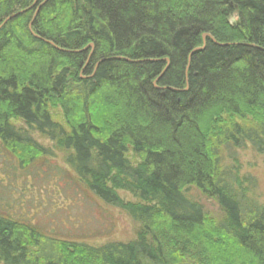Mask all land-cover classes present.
Instances as JSON below:
<instances>
[{"label":"trees","instance_id":"1","mask_svg":"<svg viewBox=\"0 0 264 264\" xmlns=\"http://www.w3.org/2000/svg\"><path fill=\"white\" fill-rule=\"evenodd\" d=\"M29 130L135 241L67 240L10 212L9 175L50 166ZM248 145L264 155V0H0V264H264V206L222 165Z\"/></svg>","mask_w":264,"mask_h":264},{"label":"rangeland","instance_id":"2","mask_svg":"<svg viewBox=\"0 0 264 264\" xmlns=\"http://www.w3.org/2000/svg\"><path fill=\"white\" fill-rule=\"evenodd\" d=\"M237 15L229 22L236 24ZM54 117L61 115L60 110H51ZM19 128H26L23 123H17ZM31 137L50 152V166H40L41 169L20 171L17 167L16 177L11 178L10 186L5 189L4 200L10 207V212L23 215L45 230L57 233L67 240H75L99 245L107 241L131 242L137 239L139 226L125 213L118 209L105 206L90 193L83 190L64 160L66 154L48 138L35 131H30ZM223 166L231 171V179L236 180V186L244 190L248 200L257 201L264 206V155L257 154L250 145L245 149H222ZM236 152V153H235ZM130 162L137 164L133 152L130 151ZM17 164V163H16ZM52 164V165H51ZM55 168L65 170L61 175ZM34 178V179H32ZM238 192L241 191L239 188ZM125 201H132L131 196L119 192ZM185 196L199 205L213 219L221 216L218 205L206 199L194 187L185 191Z\"/></svg>","mask_w":264,"mask_h":264},{"label":"water","instance_id":"3","mask_svg":"<svg viewBox=\"0 0 264 264\" xmlns=\"http://www.w3.org/2000/svg\"><path fill=\"white\" fill-rule=\"evenodd\" d=\"M15 16H16V15H14V16H12V17H10V18L12 19V18L15 17ZM10 18H8V19L4 22V24H6V23L9 21ZM207 36H208V35H205V36H204V39H205ZM204 47H205V45L202 47V49H203ZM90 48L93 49L94 46H93V45H90Z\"/></svg>","mask_w":264,"mask_h":264}]
</instances>
